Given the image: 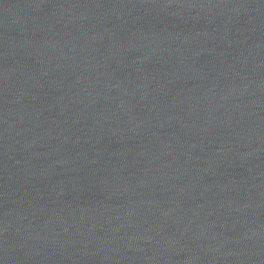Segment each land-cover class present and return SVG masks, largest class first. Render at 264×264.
<instances>
[{"label":"water","instance_id":"1","mask_svg":"<svg viewBox=\"0 0 264 264\" xmlns=\"http://www.w3.org/2000/svg\"><path fill=\"white\" fill-rule=\"evenodd\" d=\"M0 264H264V0H0Z\"/></svg>","mask_w":264,"mask_h":264}]
</instances>
